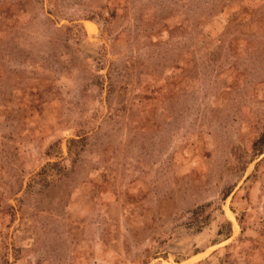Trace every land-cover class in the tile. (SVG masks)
I'll return each mask as SVG.
<instances>
[{"label":"rangeland","instance_id":"1","mask_svg":"<svg viewBox=\"0 0 264 264\" xmlns=\"http://www.w3.org/2000/svg\"><path fill=\"white\" fill-rule=\"evenodd\" d=\"M0 264H264V0H0Z\"/></svg>","mask_w":264,"mask_h":264},{"label":"trees","instance_id":"2","mask_svg":"<svg viewBox=\"0 0 264 264\" xmlns=\"http://www.w3.org/2000/svg\"><path fill=\"white\" fill-rule=\"evenodd\" d=\"M120 72H121V71H120V70H118V72H116V74L119 76V75H121V74H122V72H121V73H120ZM124 73H125V71L123 72V74H124ZM123 74H122V75H123ZM106 78H107V79H110V76H109V75H107V76H106ZM110 90H111V89H110ZM110 90L108 89V91H110ZM113 92H115V91H113V89H112V90L110 91V93H113Z\"/></svg>","mask_w":264,"mask_h":264}]
</instances>
